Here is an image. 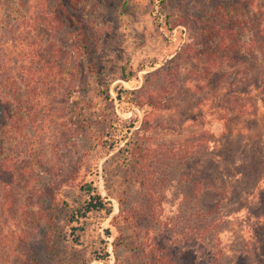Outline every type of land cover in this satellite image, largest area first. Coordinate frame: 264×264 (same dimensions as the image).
Returning <instances> with one entry per match:
<instances>
[{
    "label": "rangeland",
    "instance_id": "obj_1",
    "mask_svg": "<svg viewBox=\"0 0 264 264\" xmlns=\"http://www.w3.org/2000/svg\"><path fill=\"white\" fill-rule=\"evenodd\" d=\"M54 5L55 40L68 64L55 71L51 107L23 125L5 155L0 264H154L153 243L171 246L183 264H264V54L225 66L239 73L236 101L198 81L209 38L219 42L234 29L233 42L248 53L264 26V0ZM10 36L0 32L2 41ZM20 66L28 93L29 63ZM131 120L125 140L105 147ZM129 146L145 165L132 167ZM88 184L113 213L71 224Z\"/></svg>",
    "mask_w": 264,
    "mask_h": 264
},
{
    "label": "trees",
    "instance_id": "obj_2",
    "mask_svg": "<svg viewBox=\"0 0 264 264\" xmlns=\"http://www.w3.org/2000/svg\"><path fill=\"white\" fill-rule=\"evenodd\" d=\"M55 2L56 0H0V32L6 31L12 34V37H5L3 41L1 40L3 37L0 38L1 181L10 178V168L6 165L8 159L5 157L10 146L22 135L25 123H34L39 114H43L51 107L50 100L55 97L58 90L56 86L59 85L56 81L55 71L63 72L68 64L61 61L62 52L55 40L57 33L61 31ZM65 13L67 12L63 10L62 16ZM260 18V21L264 23V15H261ZM44 25L47 27L44 28ZM233 30L226 31V33L221 32L222 38L219 42L214 41L215 37L213 36L205 43L206 50L202 55L204 67L198 81L205 84L209 94L211 91L218 90L220 96L224 95L225 98L236 101L239 98H237L239 93L234 91L232 86L239 82V73L237 71L227 73L228 71H224V68L227 65L236 67L244 61H249V59L256 62L258 60L257 52L264 54V26L260 23L257 30H254L255 37L253 35V38L250 39L247 47L248 53L242 52L241 47H238L240 40H237L238 43L233 42L234 39L231 36ZM210 31V29H205V34H211ZM245 56H248L249 59ZM25 63H29L25 69L27 79H29L25 88L31 90L28 93L21 92L20 84L22 82L16 77V70L21 68L20 64ZM33 63L37 65L38 70L32 68ZM231 64L234 65L231 66ZM35 90H39L40 94L38 95ZM117 98L121 100V91H117ZM236 103L238 102H234V104ZM219 105L215 107L221 108ZM238 108L241 109V106L236 104L234 109ZM121 123L122 139H119V135L112 134L107 136L106 141H103L104 146H108L110 150L117 143L120 144L125 140L128 133L136 126L133 120L121 121ZM129 147L131 150L128 151L127 160L131 165L133 164L132 167H137L139 164L145 165L143 161L136 160L139 156V148ZM84 191L87 198L83 203H80L83 204L80 207L74 205L71 213V224L81 222L91 213H104L107 216L113 213L112 204L100 194L95 193L91 184L86 185ZM66 202L69 203V201ZM154 204L156 203L152 202L153 209ZM151 250L153 251L151 253L155 255L154 264H183V261L180 262L178 257L181 253H174L172 247L167 244L157 245L153 243ZM184 250L182 249L183 252H185ZM108 257L109 253L105 251L102 257L98 256L97 258L104 262L108 260Z\"/></svg>",
    "mask_w": 264,
    "mask_h": 264
}]
</instances>
